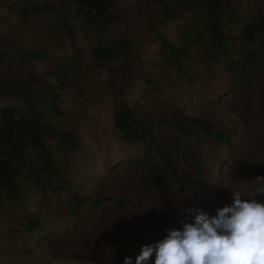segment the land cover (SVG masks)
<instances>
[{
    "label": "trees",
    "instance_id": "obj_1",
    "mask_svg": "<svg viewBox=\"0 0 264 264\" xmlns=\"http://www.w3.org/2000/svg\"><path fill=\"white\" fill-rule=\"evenodd\" d=\"M139 1L141 14L136 22L141 36L149 38L160 26H173L170 38L161 39L157 59L142 54L137 39L124 36L126 17L119 0L20 1L18 15L24 23L50 15L54 25L47 34L64 36L76 49V32H80L91 48L89 58H82L81 75L75 74L72 54L56 46L57 53L51 54L60 65L52 68L49 80L34 75L0 78V211L9 212L17 203L22 204L21 227L0 230V262L5 254L3 242L21 236L23 242L38 249L40 238L49 237L52 243L56 236L78 237L86 218L109 205L118 210L114 228L121 238L125 229L122 213L129 201L83 194L75 187L79 176L75 160L83 158L89 168L99 166L88 154L89 142L106 150L104 167L126 164L140 170L144 189L166 203L176 201V192L193 187L191 174L205 176L203 165L209 151V156L215 157L221 151L232 154L238 147L230 134L205 116H187L178 108L167 116H140L128 98L133 83L151 89L155 96L172 91L177 79L198 86L207 81L218 94L241 96L259 84L257 109L264 116V0ZM19 52L22 50L14 54ZM11 56L0 55V65L9 63ZM104 74L112 96L102 117L104 124H100L101 116H88L81 91L73 93L69 106L63 91L72 85L75 88V80L82 83L83 75L93 78ZM112 77L131 78L130 85H118ZM7 99L19 100L23 108L1 105ZM84 123L93 131L85 138ZM35 194L52 198L59 208L60 227L46 228L29 213L26 199ZM252 201L253 213L263 214L264 182ZM185 224L209 264H230L198 219L187 216ZM196 264L205 263L199 259Z\"/></svg>",
    "mask_w": 264,
    "mask_h": 264
},
{
    "label": "rangeland",
    "instance_id": "obj_2",
    "mask_svg": "<svg viewBox=\"0 0 264 264\" xmlns=\"http://www.w3.org/2000/svg\"><path fill=\"white\" fill-rule=\"evenodd\" d=\"M20 1L0 0V55L11 56L16 50H22L11 56L9 63L0 65V78L34 75L49 80L52 68L60 65L58 58L51 54L52 51L57 53L56 46H63L72 54L77 67L75 74L81 75L84 71L80 73L82 58H89L91 48L83 34L76 32V49H73L64 36L47 34L54 25L50 15L31 18L24 23L18 15ZM140 4L139 0H119L126 17L124 36L137 39L141 53L157 59L161 39L170 38L173 26H160L156 35H149V38L141 36L142 29L136 22L141 14L137 10ZM16 57L19 59L15 60ZM50 61H54V65ZM86 69L89 70L88 66ZM87 76H82V83L75 80V88L72 85L63 91L64 100L69 106L73 93L78 95L81 91L80 100L86 105L88 116H101L99 123L104 124L102 117L112 96L106 85L109 78L105 74ZM112 79L118 85L127 86L131 78ZM68 80L72 82V76ZM202 83L203 86L186 85L177 79L171 85L172 91L158 96L151 89L133 83L128 98L140 116H167L178 108L184 115L211 119L237 143L232 154L221 151L214 157L209 156V151V155H205L207 164L203 165L205 176L191 174L193 187L187 192H176V201L166 203L157 194L144 189V175L140 170L126 164L104 167L106 150L89 142L88 154L99 166L89 168L83 158L75 160L79 171L75 187L83 194L129 201L122 213L125 229L121 238L116 236L114 228L118 210L109 205L86 218L78 237L56 236L52 243L49 237L40 238L38 249L23 242L21 236L15 241L3 242L5 254L0 264H196L199 259L209 264L197 243L189 237L185 224L187 216L200 221L230 264H264V213L255 215L252 201L264 182V116L257 109L261 86L257 84L249 94L241 96L218 94L211 83ZM1 105L23 108L16 99H7ZM91 107L97 110L90 111ZM82 128L84 138L93 132L88 131L91 129L85 123ZM26 200L29 213L42 220L44 227L61 226L59 208L50 196L35 194ZM21 205L17 203L9 212L0 211V230L21 227ZM144 245H148L146 249Z\"/></svg>",
    "mask_w": 264,
    "mask_h": 264
}]
</instances>
